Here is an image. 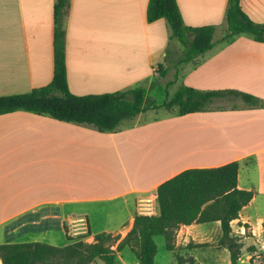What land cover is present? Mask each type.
Segmentation results:
<instances>
[{"label": "crops", "instance_id": "1", "mask_svg": "<svg viewBox=\"0 0 264 264\" xmlns=\"http://www.w3.org/2000/svg\"><path fill=\"white\" fill-rule=\"evenodd\" d=\"M146 3L68 0L62 22L71 92L146 89L159 75L163 57H177L180 42L170 37L164 17L146 20ZM176 3L185 24L211 23L214 30L211 46L180 62L172 79L199 89L236 88L264 100V39L245 33L220 39L226 0ZM52 4L0 0V94L49 81ZM239 5L252 20L264 22V0H239ZM224 98L185 113L147 108L106 131L23 109L0 113V242L14 241L19 231L44 235L54 226L68 235L63 226L77 215L86 218L85 241L99 231L122 234L137 200L155 199L163 179L183 168L236 160L237 186L253 190L229 221L230 232L247 247L238 261L242 254L247 260L250 250L264 252V106L238 98L222 105L229 100ZM219 236L218 220L179 224L173 251L192 256L194 264H217L219 255L228 262L227 249L216 244Z\"/></svg>", "mask_w": 264, "mask_h": 264}, {"label": "trees", "instance_id": "2", "mask_svg": "<svg viewBox=\"0 0 264 264\" xmlns=\"http://www.w3.org/2000/svg\"><path fill=\"white\" fill-rule=\"evenodd\" d=\"M67 4L68 0H53L52 4V70L49 81L26 90L1 93L0 113L23 109L61 120L90 123L97 130L106 131L147 108L175 107L177 113H185L199 110L208 102L225 96L238 98L248 105L264 106L263 99L247 91L236 88L199 89L184 84L178 85L160 102L145 101L142 85L101 92H71L65 78L62 22ZM145 17L147 21L164 17L170 37H175L182 45L174 65L191 59L212 44L214 24H185L176 0H147ZM224 20L221 40L236 33L248 34L255 40L264 39V22L252 20L241 9L239 0H226ZM156 70L157 74H163L165 65L158 63ZM171 81L173 79L167 82ZM236 179V160L214 166L183 168L157 184L155 213L134 212L124 233L99 231L93 234L91 241L65 234L67 242L63 245L39 240L0 242V263L114 264L116 252L127 246L138 264H153L156 247L152 236L162 234L164 247L172 251L177 264H194L192 256L184 257L173 251L175 229L179 224L218 220L220 236L216 244L227 249L229 264H237L241 243L239 236L230 232L229 221L237 216L253 190L238 187Z\"/></svg>", "mask_w": 264, "mask_h": 264}, {"label": "rangeland", "instance_id": "3", "mask_svg": "<svg viewBox=\"0 0 264 264\" xmlns=\"http://www.w3.org/2000/svg\"><path fill=\"white\" fill-rule=\"evenodd\" d=\"M176 40L172 41L171 43L172 48L173 46H175ZM181 48H182V45H181ZM179 53L180 51L177 52L176 55L178 56ZM171 54L172 53H170L168 56L163 57L165 61L160 60L161 63L165 64V70L163 74L157 75V76L155 75L152 84L149 85L145 89V96H144L145 101L151 99L155 102H160L165 98L166 95H170V93H172V91L178 85H180L179 80L177 81L176 78L170 83L167 82L168 80L174 77H177L178 72H179L177 68V65L179 63L176 65L173 64L174 60H172V58H174V56H172ZM158 58L162 59V57H159V56ZM226 98L228 97L225 96L224 99ZM230 99L232 100L234 98H229V100ZM229 100L220 102V104L222 105L230 104L231 100L230 101ZM161 108L163 107H160L159 109L162 110ZM160 110H157V112H159ZM33 237L35 240L45 241V242H48L54 245H61L60 243L65 239V235L61 227H58V226L51 227L47 231V233L45 232L44 235H42L40 232H36L35 230L34 231L33 230L24 231L22 233H20L19 231L17 235L12 236V239H15L14 241H24V240L27 241V239H33ZM152 238H153V241L156 247V250L153 256V264H177L175 261V258L173 257L172 251L164 247V242H165L164 236L162 234H156V235H153ZM245 250H247V247L245 248L240 247V253L241 251H243V254H244ZM175 252L178 253L177 250H175ZM240 253H239V256H240ZM243 254L241 255L242 257L241 260L238 261L237 259V264H250L246 259H244ZM224 258H222V256L219 255L218 257L219 262L217 264H229V261L227 262V258L226 259ZM114 264H138V262L135 256L133 255V253L130 251V249L127 246H123L119 251L116 252V260ZM184 264H189V262H186ZM203 264H208V263L206 261V262H203ZM251 264H264V263H251Z\"/></svg>", "mask_w": 264, "mask_h": 264}, {"label": "built area", "instance_id": "4", "mask_svg": "<svg viewBox=\"0 0 264 264\" xmlns=\"http://www.w3.org/2000/svg\"><path fill=\"white\" fill-rule=\"evenodd\" d=\"M155 199L152 196L140 197L136 203V211L141 214L155 213ZM65 232L70 236H81L84 240L88 235L86 218L84 216H72L66 220ZM246 258L251 263H264V252L253 249L247 252Z\"/></svg>", "mask_w": 264, "mask_h": 264}]
</instances>
